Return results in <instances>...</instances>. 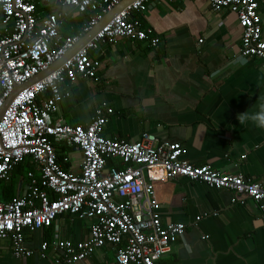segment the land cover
Masks as SVG:
<instances>
[{"label":"built area","instance_id":"1","mask_svg":"<svg viewBox=\"0 0 264 264\" xmlns=\"http://www.w3.org/2000/svg\"><path fill=\"white\" fill-rule=\"evenodd\" d=\"M124 0H63L64 10L41 20L29 0H0V110L16 87L27 84L65 56L115 6ZM158 0H135L118 12L74 56L43 79L19 91L0 119V183L18 165L36 169L26 174L27 192L0 202V242L9 241L15 258L34 253L49 264H78L106 246L115 247V264H158L172 252L185 225L163 224L154 200V182L185 179L210 189L232 193V204H255L264 227V183L211 166H194L184 159L180 143L143 133L134 142L103 135L107 104L98 107L86 126H69L55 119L59 105L70 98L79 78L97 81L100 44L128 39L157 48L152 28L133 18ZM215 13L236 15L240 55L264 62V37L258 0H205ZM87 18L81 29L61 38L59 28L72 15ZM70 15V16H69ZM202 43V40H199ZM66 144L82 155L78 173L64 170L53 145ZM246 156H242L244 160ZM90 220L89 237L77 243L43 242L37 252L24 246L25 233L48 229L57 217ZM208 214L195 218L198 223ZM217 216V214H213ZM54 250L53 254H49ZM1 256V246H0Z\"/></svg>","mask_w":264,"mask_h":264},{"label":"crops","instance_id":"2","mask_svg":"<svg viewBox=\"0 0 264 264\" xmlns=\"http://www.w3.org/2000/svg\"><path fill=\"white\" fill-rule=\"evenodd\" d=\"M29 1L38 20L64 10L63 0ZM258 2L264 37V0ZM72 16L63 20L61 38L86 23L85 16ZM133 18L152 28L158 47L128 39L100 44V54H95L102 64L97 81L79 78L55 119L69 126H86L95 110L107 104L114 114L103 129L106 138L134 142L149 133L180 143L184 159L194 166L208 165L264 183V128L238 119L243 112L258 111L264 101V62L241 57L236 15L215 13L205 0H158ZM4 33L0 14V36ZM55 147L63 157L61 167L78 173L81 153L66 144ZM26 165L37 174L29 162L20 164L19 173L14 168L9 180L2 182L6 185L0 188V202L27 192ZM153 186L162 223L186 227L172 252L158 264H264V227L255 204H232V193L185 179ZM7 188L11 189L4 191ZM203 214L208 216L195 223ZM91 224L62 215L48 229L26 232L24 246L37 252L43 242L84 241ZM0 246V264H49L36 253L15 258L9 241ZM114 256L115 247L106 246L78 264H115Z\"/></svg>","mask_w":264,"mask_h":264},{"label":"water","instance_id":"3","mask_svg":"<svg viewBox=\"0 0 264 264\" xmlns=\"http://www.w3.org/2000/svg\"><path fill=\"white\" fill-rule=\"evenodd\" d=\"M135 0H124L120 2L117 6H115L110 12H108L93 28L92 30L84 35L81 40L73 47L72 50H70L65 56L60 58L57 62H55L53 65L50 66V68L42 72L40 75L33 78L31 81H29L27 84H24L20 87H16L11 94V96L5 101L2 109L0 110V119L4 112L6 111V108L10 105V103L13 101V98L16 96V94L25 89L30 87L34 82H37L47 75H49L51 72L59 68L63 63H65L68 59H70L74 54L81 49L87 42H89L118 12H120L123 8L128 6L130 3H132ZM97 54H100V52H97ZM26 195V192L24 193V196Z\"/></svg>","mask_w":264,"mask_h":264},{"label":"clouds","instance_id":"4","mask_svg":"<svg viewBox=\"0 0 264 264\" xmlns=\"http://www.w3.org/2000/svg\"><path fill=\"white\" fill-rule=\"evenodd\" d=\"M238 119L241 122L251 120L256 124V126L264 128V101L258 105V111L254 113L243 112L239 114Z\"/></svg>","mask_w":264,"mask_h":264},{"label":"trees","instance_id":"5","mask_svg":"<svg viewBox=\"0 0 264 264\" xmlns=\"http://www.w3.org/2000/svg\"><path fill=\"white\" fill-rule=\"evenodd\" d=\"M53 146H54V148H55V150H56L57 147H55V145H53ZM56 153H57V150H56ZM62 160H63V157H59V155L57 154V162L59 163V162L62 161ZM25 167L29 169V166H28V165H26ZM23 169H24V167H23ZM15 170L17 171V173H19V170H21L20 165L17 166ZM15 170H14V171H15ZM14 171H13V172H14ZM29 171H33V169H31V170L29 169L27 172H29ZM11 175H12V174H11ZM4 185H6V184H3V183H2V188H3ZM0 186H1V183H0ZM10 189H11V188H7V189H5L4 191L7 192V190H10ZM6 192H5V193H6ZM13 199H14V198H13ZM11 200H12V199H11ZM9 201H10V200H9Z\"/></svg>","mask_w":264,"mask_h":264},{"label":"rangeland","instance_id":"6","mask_svg":"<svg viewBox=\"0 0 264 264\" xmlns=\"http://www.w3.org/2000/svg\"><path fill=\"white\" fill-rule=\"evenodd\" d=\"M22 175H23V173H22ZM17 177V174L16 173H14V178H16ZM16 181H17V178H16ZM14 183H15V181H14ZM13 183V184H14ZM2 187V184H1V186H0V188ZM0 192H1V189H0Z\"/></svg>","mask_w":264,"mask_h":264}]
</instances>
